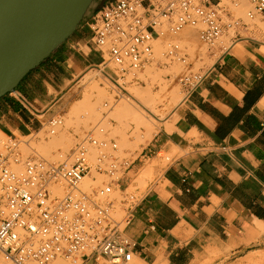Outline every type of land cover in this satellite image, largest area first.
<instances>
[{
	"label": "crops",
	"instance_id": "crops-1",
	"mask_svg": "<svg viewBox=\"0 0 264 264\" xmlns=\"http://www.w3.org/2000/svg\"><path fill=\"white\" fill-rule=\"evenodd\" d=\"M97 6L49 59L0 98L5 135L26 136L42 127L73 104L66 82L89 67L99 70L97 54L85 47ZM225 51L120 183L127 190L147 159L157 166L161 152L172 155L125 230L136 243V264H264V48L244 40Z\"/></svg>",
	"mask_w": 264,
	"mask_h": 264
},
{
	"label": "built area",
	"instance_id": "built-area-1",
	"mask_svg": "<svg viewBox=\"0 0 264 264\" xmlns=\"http://www.w3.org/2000/svg\"><path fill=\"white\" fill-rule=\"evenodd\" d=\"M220 4V0H109L88 21L91 35L85 47L97 54L100 63L95 67L113 81L121 80L124 87L128 79L138 81L153 60L156 39L166 33L175 36L185 27L198 28L200 41L213 45L227 26L238 27L240 20L234 18L226 26ZM251 4L250 19L264 15V0ZM164 25L166 32L159 30ZM169 47L168 56L178 57L179 45ZM178 58L187 61L186 55ZM206 75L184 72L180 82L185 95ZM119 91L115 102L125 92ZM113 105L104 107L110 110ZM62 125V116H52L49 133L54 135ZM118 150L100 124L75 145L68 163L40 157L23 160L16 137L0 135V253L8 264H51L59 258L74 264H134L136 243L125 230L139 198L120 186L131 164ZM93 174L106 180L85 190L82 184ZM60 186L65 195L55 197L54 189ZM115 189L118 198L113 197Z\"/></svg>",
	"mask_w": 264,
	"mask_h": 264
},
{
	"label": "rangeland",
	"instance_id": "rangeland-1",
	"mask_svg": "<svg viewBox=\"0 0 264 264\" xmlns=\"http://www.w3.org/2000/svg\"><path fill=\"white\" fill-rule=\"evenodd\" d=\"M106 1L107 0H95L91 9L96 7L97 3L102 4ZM220 2V6L223 8L222 18L226 26L227 24L231 23V19L233 18L240 20V25L238 27L227 26L223 31V35L213 45H206L200 41L198 28L185 27L182 31L183 34L179 33L175 36H172L166 33L164 37L160 39V41L163 43L164 49L160 54V51H155L156 49L154 47L153 60L144 68L141 73H139L138 81L130 82V79H128V84L124 85V87H120L110 82V80L107 79V77L102 72L97 71L96 69L91 67L76 74V76L73 78V81H67L66 91L72 89L73 93H75V96L72 99L73 104L70 105V107H68L67 109L59 110L54 114L62 116L63 118V125L56 131V133L54 135H51L49 133L48 121L45 122L42 127L36 126L35 131H31V133L26 136L20 133H15L16 140L20 145V152L22 154L23 160H27L28 158L32 157H40L51 163L69 162V156L75 145L85 136L88 131H90L94 126L100 123L107 127L105 128L101 125V127L104 128L107 137L117 142L119 147L118 155L121 158L126 159L129 164H132L141 154L143 148L146 147L149 140L145 144L142 143L143 145L139 141L140 139H142V136L145 132L144 125L137 126L136 123H134V121H132L131 119L124 121L118 119V117H115V109L118 108L123 101L127 102L130 105L134 104L136 106L135 91L138 90L141 93V96H144V100H148L149 96L146 91L149 90L151 96H155L158 99L156 108L154 113H152L149 108H143V110L146 112L145 114L147 118L151 119L154 122L157 133L163 123H165L171 117L174 110L178 107V104L180 105V103L186 96L184 87L180 82V78L184 74V72H206L222 55V53L226 52L225 49L229 50L231 45L238 44L244 40H256L261 44L263 43L264 48V27H262V25L264 26V15H258L254 19H250L248 17V12L252 9L251 0H248L245 5L243 0H237L238 6H234V4L228 0H220ZM254 20L256 22H254ZM257 21L260 22L257 23ZM159 30L162 31L163 29ZM222 40L225 42H223ZM170 44L179 45L178 57L186 55V63H183L178 57L168 56ZM154 45L156 46V43H154ZM56 70L58 71L57 73L64 78L63 71L60 69ZM42 81L46 83V80ZM96 83L98 85H96ZM39 85H42L41 81L39 82ZM94 87L105 92L107 97L99 101L95 118L90 116L88 110L83 111V109L78 110V108H75V104H77L78 101L84 99L83 95L85 96V93L92 88L94 89ZM96 89L95 91H98ZM119 89H123L125 92L123 93L122 98L115 102L114 96L116 94V91H119ZM164 94H166V96H164ZM175 94L181 99L178 104L174 106L172 98ZM90 101L94 103V98ZM105 103H112L114 105L110 110H106V108L104 107ZM51 105H48L45 111L49 110L51 108ZM158 118L162 119L163 121L159 123L157 120ZM104 120L106 122H102ZM62 134L63 136H61ZM0 135L3 136L5 134L0 131ZM54 138H57V142L55 143H53ZM40 141L45 143L48 147L46 149H43V147L40 148ZM26 142L27 144H30V146H27ZM160 158L161 161L157 166H155L156 164H154L155 161L147 159L145 167L135 178L134 184L127 189V193H133L138 198L143 196L148 186L156 180L161 171L170 163L172 155L161 152ZM154 166L156 168L155 172L153 170ZM147 167H149V170L144 171V169ZM104 180H106L105 177L93 174L92 177H90V187L92 185H99ZM136 180L141 181L140 183H142V187ZM65 192L66 190L62 189V194H60L57 190L56 194L57 196L62 197L65 195ZM113 197H119L118 189H115ZM117 215L121 216L118 207ZM0 255L2 256V258H4L2 253H0ZM58 260L60 262H64L65 264H74L72 261L63 258H59L55 261ZM54 262H52L51 264H53ZM4 263L8 264L5 259ZM134 263L136 264L135 261ZM257 263L258 262H254V264ZM77 264H81V261Z\"/></svg>",
	"mask_w": 264,
	"mask_h": 264
},
{
	"label": "water",
	"instance_id": "water-1",
	"mask_svg": "<svg viewBox=\"0 0 264 264\" xmlns=\"http://www.w3.org/2000/svg\"><path fill=\"white\" fill-rule=\"evenodd\" d=\"M94 1L37 0L21 35L0 52V98L73 35Z\"/></svg>",
	"mask_w": 264,
	"mask_h": 264
},
{
	"label": "bare ground",
	"instance_id": "bare-ground-1",
	"mask_svg": "<svg viewBox=\"0 0 264 264\" xmlns=\"http://www.w3.org/2000/svg\"><path fill=\"white\" fill-rule=\"evenodd\" d=\"M37 0H0V52L5 48L7 47L10 43H12L13 41H16L18 39V37L21 35L22 31L24 30V28L26 27L27 25V21L30 17V15L32 14V11L34 9V6L36 4ZM244 2V5L248 2V0H243ZM234 6H238V2L235 1V3H233ZM243 5V6H244ZM254 22H256L254 20ZM260 21H257V23H259ZM264 24V23H263ZM262 27H264L262 25ZM167 30V26L164 25L163 27H161L160 29H163L164 31ZM162 30V31H163ZM161 31V30H160ZM183 31V30H182ZM180 32L183 34V32ZM186 31V30H185ZM188 31V30H187ZM194 36V35H193ZM186 37V36H185ZM162 38V37H161ZM161 38H158L156 39L155 43H156V46L154 45L155 47V51L159 52L160 51V54H161V51L164 49L163 48V43L160 41ZM190 39V38H189ZM164 40V39H163ZM223 41V40H222ZM166 42V41H165ZM225 42V41H223ZM222 42V43H223ZM166 44V43H165ZM197 44V43H196ZM49 59V58H48ZM99 70L97 71H100L102 72L106 77L107 79L110 80V82H112L113 84L115 85H118L120 87H122V82L121 80H115L113 81L111 78H110V74L106 73L105 70H103L102 68H99L97 67ZM93 71V70H92ZM97 73V72H96ZM99 74V73H98ZM85 79V78H84ZM95 85V84H94ZM96 85H98L96 83ZM95 85V86H96ZM90 87H93V86H90ZM114 87V86H113ZM96 87H94V89L92 88L91 90H88L86 93H85V96L83 95L84 99L83 100H80L78 101L77 104H75V108H78V110H82L83 111H89V114L91 117H94L96 116V111H97V106L99 104V101L104 99V98H107L106 97V93L98 90V88L96 90L98 91H95ZM106 91V90H105ZM136 106L134 104H128L127 102L123 101L120 106L118 108H116L114 111L116 112V116L115 117H118V119H121V120H124V121H127L129 119H131L132 121H134V123H136L137 126L139 125H144L145 126V132H144V135L142 136V139H140L139 141L141 142V144H145L147 143L148 140H150L154 134L156 133V127L154 125V122L151 120V119H148L147 116H146V112L143 110V108H149L151 110L152 113H154L155 111V108H156V104H157V101L158 99L154 96L152 97L151 96V93L148 91H146L148 93V100H144V96H141V93L136 90ZM163 92V91H162ZM130 93V92H129ZM163 94V93H162ZM177 94V93H176ZM175 94V95H176ZM173 96L172 98V102L175 105L178 104V102L180 101V97L179 96ZM129 96V95H128ZM133 96V95H132ZM164 96H166V94H164ZM94 98V103H92L90 100H92ZM131 98V97H130ZM92 104H91V103ZM134 102V101H133ZM111 104V103H110ZM159 104V103H158ZM166 108V107H165ZM169 108V107H168ZM148 109V111H149ZM107 110V108H106ZM85 113V112H84ZM113 113V112H112ZM87 114V113H86ZM88 114V116H89ZM115 114V113H114ZM113 114V115H114ZM89 118V117H88ZM107 119V118H105ZM117 119V118H116ZM90 120V119H89ZM103 120V119H102ZM102 122H106L105 120L102 121ZM100 124V123H99ZM108 124V123H107ZM111 124V123H110ZM102 125V124H100ZM105 127V125H102ZM107 128V127H105ZM63 136V134L61 135ZM140 137V136H139ZM57 138H54V142H57L56 141ZM43 141V140H42ZM42 141L39 142V146L40 148L43 147V149H46L48 146H46L45 143H43ZM52 144V143H51ZM50 144V145H51ZM142 144V145H143ZM26 145L27 146H30V144H27L26 142ZM53 145V144H52ZM39 148V149H40ZM64 163H68V162H64ZM19 168V167H18ZM17 168V169H18ZM21 168H19L18 170H20ZM145 179V178H144ZM138 183H140L141 181L139 180H136ZM146 183V182H145ZM142 183H140V186H141ZM144 184V183H143ZM147 184V183H146ZM83 187L84 189H88L91 185L90 183V178H86L83 182ZM145 185V184H144ZM143 185V186H144ZM142 187V186H141ZM145 188V187H143ZM62 189H65L63 188L62 186L60 187H56L54 189V196L55 197H59L57 196L56 194V191L58 190V192L60 194H62ZM142 189V188H141ZM140 189V190H141ZM66 190V189H65ZM129 191V190H128ZM64 193V191H63ZM259 254V253H258ZM263 260V259H262ZM252 262V261H251ZM264 263V262H262ZM0 264H6L4 263V258H2V256L0 255ZM53 264H65L64 262H60L59 260L58 261H55ZM258 264V263H257Z\"/></svg>",
	"mask_w": 264,
	"mask_h": 264
}]
</instances>
